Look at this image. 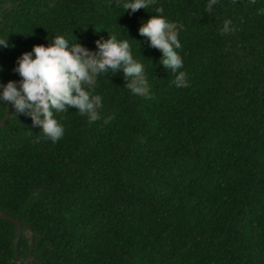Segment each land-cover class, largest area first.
Here are the masks:
<instances>
[{"label":"trees","instance_id":"trees-1","mask_svg":"<svg viewBox=\"0 0 264 264\" xmlns=\"http://www.w3.org/2000/svg\"><path fill=\"white\" fill-rule=\"evenodd\" d=\"M122 3L0 0L3 84L19 81L22 53L56 34L93 50L111 34L129 41L150 85L141 97L122 71L101 74L100 119L58 114L56 143L11 110L0 127V210L32 226L31 264H264V0H218L211 12L208 0L135 13ZM158 6L178 25L188 87L172 83L139 34ZM15 238L0 218V264H18ZM30 245L23 234L22 258Z\"/></svg>","mask_w":264,"mask_h":264},{"label":"clouds","instance_id":"clouds-1","mask_svg":"<svg viewBox=\"0 0 264 264\" xmlns=\"http://www.w3.org/2000/svg\"><path fill=\"white\" fill-rule=\"evenodd\" d=\"M218 0H208L206 10L211 12ZM158 0H123L125 11L135 13L148 9ZM154 15L142 22L138 31L148 39L150 46L160 50L159 64L174 76L177 88L188 87L186 73L181 71L183 59L178 52L182 47L178 38V25L169 21L161 6ZM230 20H225L221 34L230 31ZM48 39V38H46ZM64 35L56 34L50 42L36 44L17 58L15 71L19 81L9 80L0 84V104L11 105L12 112L30 116L34 126L40 127L45 139L53 143L65 133L57 115L75 108L90 121L100 119L99 109L103 98L96 94L98 77L122 71L126 87L132 94L147 97L150 92L143 63L134 58L127 39L108 38L96 40V48L89 49L78 42H71ZM8 38H0V47H8ZM2 70V68H0ZM109 116L105 123L112 119ZM39 142V139L37 140Z\"/></svg>","mask_w":264,"mask_h":264},{"label":"water","instance_id":"water-1","mask_svg":"<svg viewBox=\"0 0 264 264\" xmlns=\"http://www.w3.org/2000/svg\"><path fill=\"white\" fill-rule=\"evenodd\" d=\"M0 84H3L2 82H0ZM11 105L9 104L7 106V110L6 113L3 117L2 122L0 123V127H3L6 125L9 115L11 113ZM0 218L1 219H5L8 220L10 222H13L16 226V238H15V256H16V262L18 264H31L32 260H33V252H34V240H33V235H34V231L32 229V226L30 224H26L25 222H23L20 219H17L11 215H9L8 213L1 211L0 210ZM25 227V228H24ZM25 234L30 240H31V245H30V251L28 254L27 258H22L19 255V252L17 250V245L19 243L20 238L22 237V235Z\"/></svg>","mask_w":264,"mask_h":264}]
</instances>
